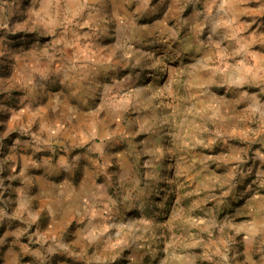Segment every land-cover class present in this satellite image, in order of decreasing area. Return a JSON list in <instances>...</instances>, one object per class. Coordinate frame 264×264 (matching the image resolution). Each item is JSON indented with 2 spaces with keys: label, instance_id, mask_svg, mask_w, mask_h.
<instances>
[{
  "label": "rangeland",
  "instance_id": "374dc122",
  "mask_svg": "<svg viewBox=\"0 0 264 264\" xmlns=\"http://www.w3.org/2000/svg\"><path fill=\"white\" fill-rule=\"evenodd\" d=\"M46 3L0 0V264H264V0Z\"/></svg>",
  "mask_w": 264,
  "mask_h": 264
},
{
  "label": "clouds",
  "instance_id": "9594fccd",
  "mask_svg": "<svg viewBox=\"0 0 264 264\" xmlns=\"http://www.w3.org/2000/svg\"><path fill=\"white\" fill-rule=\"evenodd\" d=\"M51 3H52V0H47V3L45 4V5H43L42 6V10H43V15H47V11H46V9H47V7L49 6V5H51ZM56 3L58 4L59 3V0H56ZM37 15L38 16H40L41 14H39V13H37ZM41 19H43V17L41 16ZM123 75H125V74H122L120 77H118L119 79H122L123 78ZM104 83H111V80H109V81H101V84H104ZM137 86H142V85H137ZM100 103V101L98 100L97 101V104H99ZM81 178L83 177V171H82V168H81ZM73 175H75V172L73 173ZM66 177L62 174L61 176H60V179L57 181L58 183H63V181H64V179H65Z\"/></svg>",
  "mask_w": 264,
  "mask_h": 264
},
{
  "label": "crops",
  "instance_id": "0c3cea01",
  "mask_svg": "<svg viewBox=\"0 0 264 264\" xmlns=\"http://www.w3.org/2000/svg\"><path fill=\"white\" fill-rule=\"evenodd\" d=\"M63 209H66V207L64 208V206L62 207ZM62 208H61V210H62Z\"/></svg>",
  "mask_w": 264,
  "mask_h": 264
}]
</instances>
